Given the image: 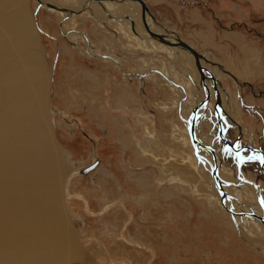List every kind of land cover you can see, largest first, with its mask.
<instances>
[{"label":"rangeland","instance_id":"rangeland-1","mask_svg":"<svg viewBox=\"0 0 264 264\" xmlns=\"http://www.w3.org/2000/svg\"><path fill=\"white\" fill-rule=\"evenodd\" d=\"M72 1L46 0L47 4H42L40 0H11L4 8L0 7V16L11 18L13 25L18 21L12 17H16L22 6L27 7L35 22H32L36 33L32 46L37 61L35 74L38 76L42 71L41 61L48 82L44 115L49 110L54 138L60 145L54 147L53 157L59 169L64 166L57 195L60 216L68 223L70 239L78 246L65 264H264V245L254 241L264 236V227L250 216L245 217L246 221L242 218L245 236H241V228H236L221 205L222 193L219 196L214 185L209 186V181L204 182L199 172L187 166L189 162L196 165L198 159L191 143L188 146L172 139V128L187 129L179 102L186 101L184 106H192V110L204 98L200 93L202 98L196 101L189 94L194 90L187 84L185 67L178 68L171 60L164 63L163 56L169 46L142 36L141 23L135 24L131 18L105 19L97 14H105L100 5L102 12L85 6L76 11ZM144 2L147 13L160 29L174 33L191 46H200L197 51L206 57L207 66L219 69L220 83L235 99L228 96L224 108L232 111L233 116L232 105H237V118L234 116L233 120L241 128L243 138L238 141L241 146L256 147L264 153V0ZM212 28L216 45L227 47L229 57L225 53L220 55L214 43L200 45ZM225 31L240 32L243 39L240 37L239 41L245 47L261 48L263 57L259 65H251L240 43L228 34L229 39L223 37ZM10 61V66L22 68L18 54L10 57ZM244 64L247 69L255 68L252 74L244 67L246 79H251L249 83L243 80ZM146 65L160 71L146 67L150 72H144ZM10 66L0 70V78ZM164 67L181 87L163 76ZM100 76L105 77L104 81ZM97 80L105 95L95 93ZM175 86L182 96L173 90ZM126 96L130 97L127 105L121 102ZM248 97L256 102H249ZM197 111L202 119L201 135L207 138L213 131L212 115L203 113L200 107ZM44 120L43 130L49 135L46 116ZM227 122L233 125L231 120H226L223 137L228 130L236 136L237 130L233 126L229 128ZM250 125L256 128V137L249 134ZM215 135V141H219L215 146L225 161L230 156L235 159L234 178L222 181L239 183L238 175H241L244 181L258 187L256 195L254 189L239 184L237 189L244 198L237 200L245 211L264 217V172L259 169V162L247 161L240 171L236 168V153L224 145L218 132ZM144 140L149 141L143 152H147V158L140 157L138 150V143ZM24 145L23 141L18 143L20 148ZM3 150L0 144V154ZM156 155L166 161L155 160ZM201 155L205 158L209 153L201 150ZM95 160L98 162L94 169L81 172ZM1 190L5 192V188ZM230 195L225 198L232 203L236 196ZM8 211L5 209L4 223L10 245L16 247L18 230L16 226L11 228ZM23 258L1 255L0 264L6 260L22 264Z\"/></svg>","mask_w":264,"mask_h":264},{"label":"bare ground","instance_id":"bare-ground-1","mask_svg":"<svg viewBox=\"0 0 264 264\" xmlns=\"http://www.w3.org/2000/svg\"><path fill=\"white\" fill-rule=\"evenodd\" d=\"M9 1L11 2V0H0V7L4 8L7 3L10 4ZM12 1L16 2V0ZM40 1L42 4H47L46 0ZM89 1L90 0H73V4L71 6L75 8L76 11H78L79 8L85 6L88 7L86 8L88 10L92 9V11H94V8H96L100 9L102 12L100 6L96 5L101 4L102 8L105 9V14H100L98 12V15L105 19L131 18L129 20L133 21L135 24L141 23L144 27L145 31H140V34H143H141L142 36L151 37L162 43L165 42L154 36L152 33L160 34L162 35L163 39L169 41H177L178 39L182 40V38L175 35L174 33L167 31L166 29H160L159 26L149 16L147 11H142L141 5L138 1L129 0L131 2H125L127 0H91V4L88 6ZM59 4L61 3H58V5ZM58 7L60 8L62 6L59 5ZM22 8L23 9L19 11L15 18L12 17V20L14 19L18 21L16 24L14 22V25L12 24L11 18L8 19L3 15L0 16V57H2V59H0V70H6L7 66H10V57L14 56L15 54H18L22 62L21 69L20 67H18V69L16 67L10 66L8 72H5V75L0 78V144H2L4 148L3 152L0 154V256L6 254L12 259L22 256L24 257L22 264H65L67 258L70 257L73 252L78 250V246L75 244L74 239H70L69 227L67 225L68 223L62 216H60L61 207L59 206V198L57 195L60 185V178L64 171V166H62L61 169H59L57 166L53 157L55 148L54 146L50 145L49 136L43 130V121H45L44 96L47 92L46 85L48 84L45 76H47V73L45 75L43 63L39 61L40 66H38L42 71L38 76L35 74L37 61L32 49L33 36L36 35L33 28V23L35 22H33L31 19V15L27 7L22 6ZM81 9L83 10L85 8ZM57 12L63 14L64 16V12H61V10H58ZM12 31L13 34L10 36ZM228 35L231 39L240 43V36L237 33H228ZM165 44L168 45L167 43ZM240 45L251 65L256 62L257 58L259 60L260 55L259 52H257L255 46L245 47V44L243 43H240ZM168 46L169 50H167L166 54L163 56V61L166 63L167 61L169 62V60H171V62L178 66V68H181V65L185 67L183 70L187 71L185 74L188 77L187 84L192 85V90H194L189 94L191 96L193 95L197 101L202 98L201 94L204 97L206 94L205 90H208L210 93L209 101L200 109L203 111V113L210 112L212 115L211 121L213 122V131L207 136V139L201 135L200 128L202 119L198 118L200 113L197 112V114H199L194 118H191L190 109L192 106L185 107L184 105L186 101H183V103L180 101L179 107L181 111V117H183L187 129L184 128L182 131H176L177 128H172V139H179L185 145L189 146L191 139L190 136H188V126L192 119H194L195 138L198 142L214 150L215 162L212 159L209 149L202 148V146L198 145L197 153L201 156V158L197 159V156H195L197 159L196 165L189 162L190 164H187V166H190V169L192 168V170L195 169L196 173L199 172L204 182L209 181V186L214 185L213 187L219 196L221 191L227 195V198L228 196H231L230 194H234V196H236V199L233 197L235 200L232 201V203H230L227 198H224L221 200V205L223 209L227 210L228 215L231 216L236 228L237 226L241 228L239 231L240 235L245 236L242 232L244 228L241 224L242 220L240 219L243 218L244 221H246L245 217L250 216L252 219L258 220L263 227L264 223L259 218L254 217V215L252 216L245 214L253 213L255 215H259L253 211L248 212L245 211V209H242L243 206L241 205V202L237 200V197L240 200L244 198L240 190L237 189L239 184H243L251 189H254L253 193H256L258 187L244 181V178L241 175H238L240 181L239 183H237L235 180H230L226 183L222 181L225 178H234L233 173L235 159L230 156L225 161L223 153L220 152L215 146V144H219L218 140L215 141V133L218 132V125L214 109V102L217 95L220 98V106L217 107V110L219 113H221V122L224 124L222 131L227 129L225 126L226 120H231L232 124L235 125L229 126L230 122H227L229 128L233 126V128L237 130L236 138L232 130L227 131V135H224L225 138L229 141L242 138L241 128L236 124L235 120H233L234 115H231L232 111L229 112L224 108V104L229 99V93L226 91L227 88L225 89V87H223L220 83L221 74L219 69L214 68L213 65H211L213 67L207 66L208 64L205 61V56L199 61L203 67L207 69L208 72H206V74L210 76V73L215 78L217 87L216 92L213 90L212 80L210 78L205 80V85L201 82L194 57L189 51L179 46ZM65 50L68 51V48L65 47ZM177 59L179 60V63L176 62L178 61ZM144 67L145 70H142L144 72L147 70L150 72L149 69L160 71L159 69H154L149 65ZM165 67L161 69L163 76L169 82H172L173 85L181 87L179 84L173 81ZM253 69L255 70L254 67H249L247 70L249 73L253 74ZM79 72H81V69ZM100 78H102L103 81L105 79L103 76H100ZM97 83L99 86H101V91L99 92L98 86L95 93H104L105 90L98 80ZM173 90L176 93L179 92L177 93L179 96L183 95V93H180L176 86L173 88ZM122 93L128 92L124 90ZM105 94L106 93H104V95ZM121 100V102L126 103V105L130 103V97L126 96V98H121ZM177 103V100H175L174 104L177 105ZM19 138H21L20 141H23L25 144L21 148L18 146V143L20 142ZM238 140L235 141V146L240 147L238 146L240 144V141ZM144 145H149V141H144L142 144L138 143V146L140 147L138 150L140 152V157L142 158L147 157V152L143 154V152H145ZM41 146H43V148H40ZM201 150L202 152H206V154L209 153L211 160H209V155H206L204 158V155H201ZM243 150H247L248 152H246L248 154L244 155L246 152H243ZM243 150L241 152L243 159L239 167L240 171L243 163L252 160L257 161L258 163V157H260L258 153H251L248 149ZM55 151L57 154V150ZM154 158L155 160L157 159L166 161L163 157V159H159L157 155ZM39 161L40 164H38ZM52 162L55 164L54 169H52ZM185 162L186 161H184V163ZM236 162L237 168L238 158ZM199 163L205 167L200 166ZM198 166L200 167L198 168ZM213 168L216 169L217 173L214 178L211 176V171ZM47 169L49 170V177L47 174ZM259 169L261 170L260 166ZM194 179L197 181L198 175L197 178ZM4 188L5 192H2L1 189ZM242 188L244 187L242 186ZM119 196L122 197L123 194H120ZM251 197L254 196L251 195ZM248 201L251 202L252 199L248 198ZM227 202L229 203L227 204ZM5 209H9L8 216L11 222V228L16 226L18 230L16 247H12L10 245L8 227L6 223H4ZM239 212H243L244 214H239ZM249 235L250 237L254 238V236L251 234ZM254 241L264 245V236L257 237L256 239L254 238ZM2 264L12 263L6 260Z\"/></svg>","mask_w":264,"mask_h":264},{"label":"water","instance_id":"water-1","mask_svg":"<svg viewBox=\"0 0 264 264\" xmlns=\"http://www.w3.org/2000/svg\"><path fill=\"white\" fill-rule=\"evenodd\" d=\"M135 1H138L141 5V8H142V11H147V6L145 5V2L144 0H135ZM154 36H156L157 38L161 39L163 42L167 43L168 45H171V46H179V47H182L184 49H186L187 51H189L193 57H194V60H195V64H196V67H197V70L200 74V80L201 82L205 85V80L206 79H211L212 80V87H213V90L216 92L217 91V87H216V80L215 78L209 73L210 76H208L206 74L207 69L205 67H203V65L200 63V59L203 58L204 56L202 54H200L196 49H194L191 45H189L187 42L181 40V39H178L177 41H169V40H166V39H163L162 35L160 34H157V33H152ZM205 95H204V98L195 106L193 107V109L191 110V113H190V116L191 118H194L195 116H197V110L198 108L204 106L210 99V93L208 92V90H205ZM220 106V98L219 96L217 95L216 96V100L214 102V109H215V113H216V119H217V125H218V134L219 136H221L222 138V141L223 143L228 146L229 148H231L232 151H234L237 155V158H238V168L240 167V164L242 162V155H241V152L243 149H248L251 153L254 152V153H258L260 155V157H258V162H259V166L261 168V170L264 172V153L256 148V147H250L249 145H244V146H240V147H237L235 146V141L238 140H234V141H229L227 140L225 137H223V133H222V130H223V124L221 122V113L218 112V108ZM46 116V130L48 132V136H49V140H50V145L51 146H54V147H57V148H60V145L59 143L56 141V139L54 138V134H53V121L51 120L50 118V112L48 110V114L45 115ZM199 116V115H198ZM195 121L194 119H192V121L190 122L189 126H188V131H189V136H190V139H191V143H192V146H193V149H194V152L197 156V158H201L200 155H198L197 153V148H198V145L199 146H202V148H206V149H209V151L211 152V155H212V159L213 161L215 162V152L213 149L211 148H208L206 147V145H203L202 143L198 142L195 138ZM97 160L93 161V163H91L90 165H88L87 167L83 168L81 170L82 173H86L92 169L95 168V166L97 165ZM216 169H212L211 171V176L214 178L216 176ZM222 195L223 197H221V200H223L225 197H227V195H225L224 192H222ZM62 198V196H61ZM62 201V205L64 207V202H63V199L61 200ZM233 213V212H231ZM239 214H244L243 212H239ZM245 214H249V215H254V217H257L259 218L263 223H264V217L263 216H259V215H255L253 213H245Z\"/></svg>","mask_w":264,"mask_h":264},{"label":"crops","instance_id":"crops-1","mask_svg":"<svg viewBox=\"0 0 264 264\" xmlns=\"http://www.w3.org/2000/svg\"><path fill=\"white\" fill-rule=\"evenodd\" d=\"M199 12V11H198ZM198 17H199V15H198ZM200 17H202L201 15H200ZM213 29V31L211 32V31H207V35L204 37L205 39H203V43H200V45H209V43H214V45H215V48L218 50V52L220 53V55H224V53L226 54V56L227 57H229L230 56V54L229 53H227L226 51H227V47H225L224 45H222V44H220V47H218L217 45H216V43H215V38H214V28H212ZM237 33V32H235V31H225V33L223 34V37H226L227 39H229L227 36V34L228 33ZM210 34H212V36L210 35ZM239 34V36L243 39V36H242V34L239 32L238 33ZM227 35V36H226ZM229 41H231L232 43H234L236 46H237V44H236V42H234V41H232V40H229ZM250 44V43H249ZM253 45H254V43H252ZM229 45V44H228ZM194 49H196V50H198L199 51V47L200 46H197V47H194V46H192ZM205 47V46H204ZM256 49H257V52H259V55H260V57H259V61L258 62H255L254 63V65L256 64V65H259V62H260V59H262V57H263V55H261L262 54V52H261V48H259L258 46H256ZM232 64H233V66H234V63H233V61H232ZM261 65V64H260ZM244 67H246V69H247V66L244 64V66H243V69H242V73H243V76L245 77L243 80H244V82H248L249 83V81L251 80H247L246 78L248 77V74L246 73V69H244ZM229 68V67H228ZM234 68H235V66H234ZM260 68V67H259ZM261 68H262V66H261ZM230 70H232V69H230ZM233 71V70H232ZM234 72V71H233ZM261 74V73H260ZM233 75V74H232ZM239 75V74H238ZM242 76V77H243ZM258 76L256 75L253 79H254V81L253 82H255L257 79ZM227 88V87H226ZM230 95H229V97L230 98H232V99H234V97H232V95H231V93H229ZM235 100V99H234ZM247 100L249 101V102H251V103H255L256 101L254 100V98H251V97H248L247 98ZM260 101H262V100H260ZM234 105H232V109H233V113H234V116H235V118H237V112H236V107H237V105L235 106V107H233ZM130 110V109H129ZM138 109L136 108V109H134V111H137ZM162 110V109H161ZM169 110V109H168ZM163 112L165 111V110H162ZM239 123H240V121H239ZM250 130L252 131H250L249 132V134L251 135V137H252V135H254V137H256L257 135H256V128L253 126V127H251V125H250ZM147 138V137H146ZM145 141V140H144ZM143 141V142H144ZM251 143L253 144V140L251 141ZM146 156V155H145ZM144 156V157H145ZM145 158H147V157H145Z\"/></svg>","mask_w":264,"mask_h":264},{"label":"flooded vegetation","instance_id":"flooded-vegetation-1","mask_svg":"<svg viewBox=\"0 0 264 264\" xmlns=\"http://www.w3.org/2000/svg\"><path fill=\"white\" fill-rule=\"evenodd\" d=\"M125 2H131V1H129V0H127V1H125ZM96 4V3H95ZM96 5H100L101 6V4H96ZM133 23V22H132ZM211 101H213V100H211ZM229 105V104H228ZM237 124V123H236ZM233 126H235L234 124H233ZM225 131V130H224ZM237 135V134H236ZM235 138H236V136H235ZM235 140V139H234ZM238 146H241V143L238 145ZM247 151V150H246ZM243 152H245L244 150H243ZM248 152V151H247ZM231 155L233 156V153L231 152ZM235 158H236V156H235ZM236 160H237V158H236ZM252 161H254V160H252ZM243 165V164H242ZM258 210H259V208H257ZM257 210V211H258Z\"/></svg>","mask_w":264,"mask_h":264}]
</instances>
